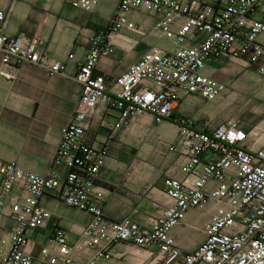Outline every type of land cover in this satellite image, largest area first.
<instances>
[{
	"label": "built area",
	"instance_id": "obj_1",
	"mask_svg": "<svg viewBox=\"0 0 264 264\" xmlns=\"http://www.w3.org/2000/svg\"><path fill=\"white\" fill-rule=\"evenodd\" d=\"M261 0H118L109 26L88 40L87 52L71 78L80 96L61 139L50 172L41 176L15 162L0 161V215L10 222L0 242V264H32L25 252L27 234L50 218L41 204L54 196L65 206L88 213L89 223L75 242L55 227L39 252L43 264H100L113 256V247L126 243L148 251L154 264H264V139L239 121L214 125L189 116L174 117L183 95L211 102L227 88L203 74L212 60L227 58L255 66L264 75V22L253 19ZM100 0H69L72 8L93 11ZM145 12L155 18L154 30L173 45L170 52L151 47L118 77L94 75L98 61L113 53L112 38L122 30L137 31L128 15ZM7 13L0 10V61L8 73L22 64L65 76L64 63L48 58L35 39L3 31ZM69 59L72 55L68 56ZM114 112L107 142L97 148L85 139L98 105ZM154 123L173 121L175 144L168 152L183 158L180 178L163 179L169 204L143 227L128 218L107 221L104 193L97 184L114 135L138 117ZM57 169H62L58 172ZM14 188L17 192L14 193ZM214 206L204 240L191 252L176 246L171 231L187 212Z\"/></svg>",
	"mask_w": 264,
	"mask_h": 264
},
{
	"label": "crops",
	"instance_id": "obj_2",
	"mask_svg": "<svg viewBox=\"0 0 264 264\" xmlns=\"http://www.w3.org/2000/svg\"><path fill=\"white\" fill-rule=\"evenodd\" d=\"M104 1L100 0L93 11L85 12L72 8L69 0H0V10L7 13L4 33L10 37L23 34L35 39L48 58L65 65V76L51 75L28 64L16 68L11 78L0 74V161L15 162L21 169L41 176L50 172L61 130L69 123L80 96V87L71 78L83 61L88 40L98 30L109 26L118 5V0H112L111 11L105 15L102 13ZM200 1L216 4L219 0ZM252 17L264 22V0ZM128 18L137 31L124 29L113 36V53L98 61L94 75L103 74L113 79L151 47L166 52L173 50L172 43L155 32L153 16L140 11ZM258 40L264 41V33ZM242 69L245 72L239 73ZM0 71L9 72L1 61ZM203 74L225 84L227 90L211 102L183 95L174 117L189 116L198 122L209 120L215 126L223 124L234 114L230 108L233 96L226 95L229 84L238 91L243 90L244 85L253 90L258 88L255 84L264 83V75L257 74L255 66L227 58L212 60ZM204 114L205 119L196 118ZM114 120V112H106L104 105H98L86 129V141L97 148L103 146ZM242 127L249 130L247 126ZM177 133L173 121L157 124L151 116L144 115L114 135L97 180L104 193L105 220L114 222L128 218L149 227L161 214L170 203L163 194V179L182 176L183 158L168 152L164 146L175 144ZM57 171L62 172V169ZM40 204L51 215L42 227L27 234L25 252L32 258V264H43L38 259L39 252L47 245L55 227L63 229L68 240L75 242L91 220L88 213L67 207L51 195L42 198ZM213 213V205L188 211L183 222L171 231L176 246L184 252L198 247L204 240V226ZM9 227L8 219L0 215V242L6 238ZM100 264L154 263L148 251L118 243L113 247L112 258Z\"/></svg>",
	"mask_w": 264,
	"mask_h": 264
},
{
	"label": "rangeland",
	"instance_id": "obj_3",
	"mask_svg": "<svg viewBox=\"0 0 264 264\" xmlns=\"http://www.w3.org/2000/svg\"><path fill=\"white\" fill-rule=\"evenodd\" d=\"M112 0H105L102 4V13L107 15L111 11ZM111 20V18H110ZM158 35V33H157ZM245 70H240L239 73H244ZM258 86L256 89H250L252 87L244 85L243 90H236L232 84H229L228 92L226 95L233 96L230 108L233 115L226 118L222 123L227 121H239L241 126H247L249 129H255L257 137L264 139V83L255 84ZM247 88V90H246ZM201 114V113H200ZM205 119L206 115L196 117Z\"/></svg>",
	"mask_w": 264,
	"mask_h": 264
}]
</instances>
